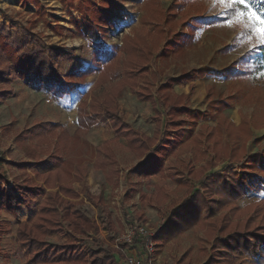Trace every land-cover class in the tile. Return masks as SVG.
<instances>
[{
  "label": "rangeland",
  "instance_id": "obj_1",
  "mask_svg": "<svg viewBox=\"0 0 264 264\" xmlns=\"http://www.w3.org/2000/svg\"><path fill=\"white\" fill-rule=\"evenodd\" d=\"M253 12L237 0L230 6L214 0H0V23L28 28L65 54L67 74L103 62L63 97L53 94L54 78H44L42 89L33 75L11 83L13 94L0 101V156L9 187L15 176L22 183L35 179L34 171L55 167L52 144L17 142L19 134L38 124L68 131L71 149L64 159L68 166L85 165L83 183L74 186L81 208L100 227L79 237L80 243L114 255L117 264H124L126 252L135 253L125 238L130 225H145L157 235L190 191H202L206 178L225 168L232 152L253 156L238 169L246 194L237 206L260 203L264 45L240 15ZM131 40L139 42L138 54L125 50ZM102 51L112 52V60L96 57ZM186 74L198 78L182 81ZM155 150L164 165L152 175L158 165L148 154ZM99 152L114 171L96 169ZM33 154L40 159H31ZM15 164L28 165L19 170ZM17 208L0 209V264H29L18 250L17 230L30 218L24 206ZM225 213L217 214V225ZM214 235L198 224L170 241H156L155 264H208Z\"/></svg>",
  "mask_w": 264,
  "mask_h": 264
},
{
  "label": "trees",
  "instance_id": "obj_2",
  "mask_svg": "<svg viewBox=\"0 0 264 264\" xmlns=\"http://www.w3.org/2000/svg\"><path fill=\"white\" fill-rule=\"evenodd\" d=\"M245 4L264 18V0H245ZM94 15L91 12V17L94 18ZM138 43L132 40L127 42L125 50L138 54L141 51ZM99 55L112 60V52L96 53V57ZM66 57L59 50L44 44L30 29L12 30L0 23V101L13 94V81L30 75L39 78L38 89H42L44 78H54L58 86L53 94L63 97L71 90L78 89V81L92 76L103 63L97 60L96 65L91 64L83 71L67 74L62 67ZM261 57L264 63V47L261 48ZM197 78L186 74L180 79L191 82ZM174 109L171 106L167 112ZM23 139L37 141L42 147L52 144L54 151L51 157L55 163V167L44 174L34 171L35 179L20 183L15 176L10 188L4 167L6 161L0 156V209L12 210L14 204L17 209L24 206L30 218V221H20L17 230L18 250L24 260L29 264H117L114 255L84 248L80 243L79 237L98 233L100 227L81 208L80 192L74 186L83 183L87 174L85 165L78 161L74 166H68L64 159L65 152L71 149L72 137L68 131L53 124H38L19 134L17 142ZM30 157L35 161L40 159L39 154ZM252 157L246 152L242 155L237 151L232 152L231 161L225 168L206 178L202 191L189 192L157 233L155 241H170L202 224L215 233L208 264H264V199L246 210L237 206V202L246 194L238 169L244 168ZM148 158L158 165L152 175L161 172L163 154L158 150L151 151ZM15 165L19 170H24L28 164ZM95 167L107 174L114 171L112 161L102 152L96 155ZM221 211L226 213L221 218V225H217L215 217ZM108 225L112 230L113 223ZM50 236L64 237L67 241L64 244H51L47 241ZM130 247L139 249L142 241L136 236Z\"/></svg>",
  "mask_w": 264,
  "mask_h": 264
},
{
  "label": "built area",
  "instance_id": "obj_3",
  "mask_svg": "<svg viewBox=\"0 0 264 264\" xmlns=\"http://www.w3.org/2000/svg\"><path fill=\"white\" fill-rule=\"evenodd\" d=\"M136 236L142 241V247L135 249V253L126 252L124 264H155L156 234L145 225H130L126 229V243L133 245Z\"/></svg>",
  "mask_w": 264,
  "mask_h": 264
},
{
  "label": "snow or ice",
  "instance_id": "obj_4",
  "mask_svg": "<svg viewBox=\"0 0 264 264\" xmlns=\"http://www.w3.org/2000/svg\"><path fill=\"white\" fill-rule=\"evenodd\" d=\"M215 2L223 3L229 6L231 5V0H214V3ZM237 2L240 4H244L245 0H237ZM240 15L241 17L251 21L252 26L259 38L260 44L264 45V18L258 17L257 14L254 12L251 14L241 13Z\"/></svg>",
  "mask_w": 264,
  "mask_h": 264
}]
</instances>
